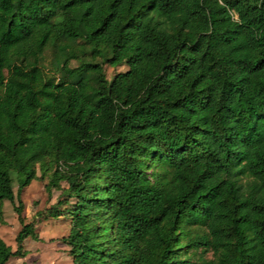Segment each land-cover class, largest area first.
Masks as SVG:
<instances>
[{
    "label": "trees",
    "instance_id": "obj_1",
    "mask_svg": "<svg viewBox=\"0 0 264 264\" xmlns=\"http://www.w3.org/2000/svg\"><path fill=\"white\" fill-rule=\"evenodd\" d=\"M34 180L72 264H264V0H0V264Z\"/></svg>",
    "mask_w": 264,
    "mask_h": 264
},
{
    "label": "rangeland",
    "instance_id": "obj_2",
    "mask_svg": "<svg viewBox=\"0 0 264 264\" xmlns=\"http://www.w3.org/2000/svg\"><path fill=\"white\" fill-rule=\"evenodd\" d=\"M29 2L30 0H25ZM6 17L5 13H1ZM79 40L69 41L60 51L59 55L53 52L45 53L43 57V67L47 71H55L60 62L72 54V49L77 47ZM33 57L29 56L27 63H31ZM72 67L77 66V62L71 63ZM127 70L126 66L110 67L103 66V78L110 81L111 78L121 72ZM83 74L82 70H78L76 75ZM94 80L100 77L94 72L87 73ZM46 180H34L29 186L22 189L20 199L24 204L22 216L25 223L33 222L35 230L39 237L38 240L28 238L24 242V250L26 255L23 258H12L7 264H72L68 255L70 248L67 235L69 234L70 221L66 218L50 219L47 221L38 220L35 214L39 211H44L56 203L60 197V191L52 190L49 196L45 191ZM63 188H66L65 183H61ZM13 192L17 195V186H13ZM3 218L5 224L0 226V237L8 245L12 251L16 249L15 237L21 226L17 220V215L13 210L12 204L4 202L2 206ZM210 258V254L207 255Z\"/></svg>",
    "mask_w": 264,
    "mask_h": 264
}]
</instances>
